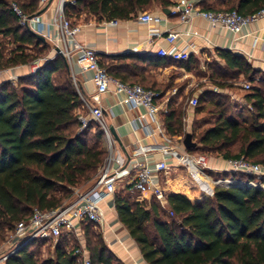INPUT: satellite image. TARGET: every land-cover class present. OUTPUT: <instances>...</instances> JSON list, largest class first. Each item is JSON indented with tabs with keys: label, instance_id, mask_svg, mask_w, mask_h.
I'll return each mask as SVG.
<instances>
[{
	"label": "trees",
	"instance_id": "trees-1",
	"mask_svg": "<svg viewBox=\"0 0 264 264\" xmlns=\"http://www.w3.org/2000/svg\"><path fill=\"white\" fill-rule=\"evenodd\" d=\"M71 1L73 4L64 5L63 16L74 26L82 15L98 23L127 21L153 7L165 10L174 3ZM13 2L27 18L42 10L38 0H0V38L10 39L13 45L7 53L0 47V70L28 66L46 58L51 50L47 42H40L28 28L20 26L11 9ZM198 6L204 11H235L248 16L264 9V0H202ZM215 54L223 67H209V80L222 91L233 88L240 77L247 80L249 90L243 99L251 108V121L239 122L228 115L227 99L221 93L199 95L194 113L198 115L205 106L212 105L210 114L215 121L200 132H188L195 147L186 151L224 161L243 158L264 168V81L256 78L264 75L241 56L226 50H215ZM98 57L100 66L113 79L158 91L150 87L146 73L148 67L160 64L150 57ZM178 66L191 73L199 68V62L190 56ZM256 80L258 85L254 84ZM173 99L162 116L163 126L168 136L184 138L185 114L180 106L173 107ZM82 105L67 62L60 55L44 62L35 73L18 77L15 83L0 84V233L12 231L33 210L57 209L70 201L76 189L89 190L94 184L107 152L104 133L95 124L80 130L75 111ZM216 175L244 182L255 178L235 172ZM185 186L188 194H166L165 208L155 198L149 199V206L147 201L136 202L130 195L131 187L115 192L113 204L118 221L146 264H264V191L247 185L217 187L207 196L202 188L195 192L193 185ZM164 211L170 213L169 220L163 218ZM81 231L91 264H122L110 253L101 234L93 231L92 224H82ZM41 241L24 244L5 264H78L73 256L77 246L68 249L75 242L72 236H60L53 257L45 260H39L38 253L30 249Z\"/></svg>",
	"mask_w": 264,
	"mask_h": 264
},
{
	"label": "built area",
	"instance_id": "built-area-1",
	"mask_svg": "<svg viewBox=\"0 0 264 264\" xmlns=\"http://www.w3.org/2000/svg\"><path fill=\"white\" fill-rule=\"evenodd\" d=\"M38 1L42 6L49 0ZM201 1L176 0L167 8V14L163 11L159 13L145 12L138 16L137 21L146 26L150 24L165 25L170 18H174L180 25L189 26L193 19L199 18L207 22L210 28H224L237 37L248 26L257 23L259 20H264V9L253 15L243 16L235 11L201 10L198 6ZM66 3L73 4L71 0H59L57 15L47 24L39 21L37 16L27 18L16 5H12L11 9L19 19L20 26L42 35L51 42L54 46L55 55L62 56L67 64L73 62L74 53L79 54L76 63L83 72H91L93 74L91 82L95 87L97 96L111 93L122 97L118 102L120 105H126L129 108H142L144 113L138 117V122H131L132 129L137 131L140 123H144L142 127L146 135L148 137L158 136L160 143L154 146H139L132 152V156L135 158L142 157V161L133 159L130 169L126 168L124 163L119 162L114 154L115 140L104 123L102 108L99 105H90L80 95L82 106H85L88 110L87 115H77L80 130H84L91 123L99 125L104 133L103 139L109 155L99 170L94 184L88 191L84 193L74 191V198L64 203L61 207L50 211L35 209L27 220L16 223L11 236L15 245L9 253L0 258V264H5L10 255L28 242L46 239L56 241L62 235H72L78 241L79 246L73 253V256L77 258V263L91 264L89 254L83 243L81 225L103 226L104 214L101 204L113 198L120 176L129 175L130 171H134L131 190L138 193L139 196L155 198L163 206L166 205L165 198L167 193L162 183L177 168L184 169L190 178L211 195L214 188L240 184L264 191V168L243 158L227 160L226 164L229 171L241 173L245 176H253L258 178L259 181L244 182L233 178H212L209 174L211 170L207 156L188 153L182 144L183 137L175 139L166 134L162 116L168 112L170 99L161 92L145 89L140 85L126 84L110 77L100 66L96 51L77 41L76 36L80 33L81 28L78 25H72L69 20L64 18L63 7ZM104 23L106 26H116L118 21ZM50 31L57 32V36L52 37ZM183 35L194 36L196 33L190 30L182 32L165 30V32H160L159 29L154 28L149 30L148 42L152 43L155 38H163L170 47L169 49L160 48L156 55L160 58L169 57L177 61H186L190 57L188 49L178 50L175 46L178 38ZM51 59L46 57L34 61L32 73H35L44 62ZM243 88L244 90H249V84L243 85ZM96 104L98 103L96 102ZM197 104V97L191 98L188 102L191 109H194ZM148 121L149 123H147ZM185 123L186 118H183V124ZM153 152L159 153L161 159L150 164L147 155Z\"/></svg>",
	"mask_w": 264,
	"mask_h": 264
},
{
	"label": "crops",
	"instance_id": "crops-1",
	"mask_svg": "<svg viewBox=\"0 0 264 264\" xmlns=\"http://www.w3.org/2000/svg\"><path fill=\"white\" fill-rule=\"evenodd\" d=\"M174 1L176 0H173V2ZM48 2L41 6L44 11L37 16L39 21L44 24L49 23L57 15L59 6V0H53L50 4ZM152 9H159L156 10V13L163 11L157 7H153ZM139 15L140 14H138V16ZM138 16L132 20L118 21L116 26H106L104 22L98 23L92 17L86 21H81L80 17L79 20H76V24L80 26L81 31L76 36V39L79 43L95 50L98 55L116 56L122 54H136L150 57L151 60L158 62L160 65L148 67L146 75L149 78L150 87L153 86L158 89L162 87L166 89L170 86L168 84L174 79L173 70L178 71L175 75L176 81L188 79L189 73L178 66L180 61L173 60L169 57L158 58L156 52L160 48L169 49L170 46L163 38H155L152 43L148 42L149 30L154 28L159 29L160 32H165V30H177L180 32L190 30L191 32H195L196 35L194 36H180L175 46L178 50L187 48L190 56H193L199 63L204 54H215V50H226L234 55L243 57L255 71L264 75V20H259L257 23L248 26L247 29L235 37L224 28H210L207 22L199 18L193 19L189 26L180 25L174 18H170L165 25L150 24L146 26L137 21ZM50 33L52 37L57 36V32L50 31ZM46 42L51 48L49 58H54V46L47 39ZM78 56V53H74L73 62L67 64L74 86L78 94L81 95L85 101L90 103V105H99L102 108L104 123L109 128L110 133L112 130L119 140L118 143L114 139V154L119 162L124 163L126 168L130 169L133 159L142 161V157H133L132 152L139 146L157 145L160 143V138L158 136L148 137L142 127L144 123H140V127L137 131L132 129L131 122H138V117L144 113L142 108H129L126 105H120L118 102L122 97L115 96L111 93L97 96L95 87L91 82L93 74L81 70L76 63ZM26 68L27 66H20L12 69L11 72H14L17 77L30 75L31 71L28 70L27 72ZM95 101L98 104H96ZM191 111H193V109H191ZM190 114L184 116V118H186L184 132L187 133L190 132L193 127L192 119L194 113L191 112ZM147 123H149V121ZM180 137L174 138L179 139ZM147 156L150 164L161 159V155L157 152H153ZM209 166L210 170L213 172H230L226 161L221 158H210ZM178 171L183 173V177H186L184 169H174L172 174ZM133 180L134 171H130L129 175H121L117 184H120L122 188L125 189L131 187ZM163 185L162 183V186ZM130 191L133 192L131 188ZM183 192L188 194L189 190L184 187ZM150 198L149 196H140L135 201H147L149 206ZM101 206L104 214V223L103 226L97 228L101 230L104 244L110 253L119 259L122 264H146L141 257L137 245L118 221L114 209L113 198L104 201ZM165 206L162 205L164 208ZM72 237L74 238V236ZM82 239L84 243V237ZM74 240L77 241L76 238H74Z\"/></svg>",
	"mask_w": 264,
	"mask_h": 264
},
{
	"label": "rangeland",
	"instance_id": "rangeland-1",
	"mask_svg": "<svg viewBox=\"0 0 264 264\" xmlns=\"http://www.w3.org/2000/svg\"><path fill=\"white\" fill-rule=\"evenodd\" d=\"M12 5H17V4L15 2H13ZM151 10H153V9H151ZM151 10H148L146 12L156 13L157 12L156 10H159V9H156V10L154 9L153 11H151ZM89 18L90 17H86V16L82 15L81 21H86ZM0 47L3 48L5 50V52L7 53L8 50L13 48L12 41L10 39H7V38H5V39L0 38ZM50 52H51V50H50ZM50 52H49L47 57H49ZM33 63L34 62H32L26 68L27 72H28V70L31 71V74L33 72L32 71V67L34 65ZM209 67H212V68L215 67L216 69L218 67H220V68L223 67L222 62L217 59L216 54H204L201 62L199 63V68H197L196 70L189 73L188 79H182L180 81H176L175 75L177 74L178 71L173 70L174 79L171 80L170 84H168L170 86H168V88H166V89H163V87H162V88H159L158 91H156V90H154V91L161 92L162 94H165L166 97L169 99L174 97L173 104H172L173 107L176 108V107L180 106L182 108V111L184 112V114L186 116L189 115L191 112L194 113V110L191 111V109L189 108V105H188V102L191 98L197 97V96L202 95V94H206L208 92H212V94L214 93L213 95H215L217 93H221L227 99V101L225 100L226 106H229L228 110H227V114L236 118L239 122L249 123L251 121V108L245 104L244 99H243L244 95L247 92V90H244L243 85L248 84L249 82L247 80H245L243 77H240L239 79H237L235 81L236 85H234L233 88H231L229 90H223L222 91V90L218 89L217 87H215L212 84V82L209 80L210 73H211ZM11 71H12V69L0 70V84L3 82H12V83L16 82L18 77L14 74V72H11ZM24 76H26V75H24ZM256 78L264 81V77H262L261 75H257ZM257 81L258 80H256V82L254 83L255 85H258ZM212 111H213L212 105L208 104L207 106L204 107V111L202 113H200L198 115H196L194 113L193 119H192L193 127L191 128V131L196 130V132H200L204 128L211 126L213 124V122L215 121V118L213 117V115L210 114V112H212ZM78 114L87 115L88 114L87 108L85 106L80 107L79 109H77L75 111V115H78ZM190 116H191V114H190ZM96 127L101 129V127L99 125H96ZM92 134H93V132L90 133V135L88 136L89 137L88 139H90L92 137ZM103 142H104V139H103ZM104 146H105V149L107 152V154H106V158H107L109 153H108L107 147L105 145V142H104ZM98 174H99V171H98L96 177L98 176ZM179 174H181V175H179ZM209 174L211 175L212 178H215L217 176L216 175L217 172L210 171ZM182 175H183V173L178 171V172L173 173V174L171 173L170 176H168L166 179H164L163 187L166 189L167 194L174 192V191H183L184 187L188 189V187H186L185 184H187V186L189 184V185H193L196 188L195 192L199 191L198 188H202V190L205 191V194L207 196H211V194H209L200 185L197 184V186H198L197 187L195 184V181H193V179L191 180V178L186 173H185L186 177H183ZM240 178L245 179V177H240ZM262 180H263V177H262ZM254 181H259V179L255 177ZM173 186H174V188H173ZM122 190H123L122 186L120 184H117L116 185V194L121 193ZM75 191L80 192V193H84V192L88 191V187H85V188L79 187V189H76ZM130 195L133 199H137L138 197H140L139 194L135 193V192H131ZM73 198H74V194H73L71 199H73ZM143 198H145V197H143ZM67 202H65V203H67ZM163 218L169 220L171 218L170 213L168 211H164ZM92 227H93V231L95 233H100L101 237H102L101 230L99 228H97V226H95V225H92ZM11 236H12V231H6L3 234L0 233V258L3 255L9 253L13 249L15 243H14V240ZM102 240H103V237H102ZM55 243L56 242L54 240L46 239L44 241L38 242V244H34L32 247H30V249L35 250L38 253L37 255H38L39 260H45V259H49V258L53 257V249H54ZM73 245L74 246L76 245L77 247L79 246L78 242L75 241L74 244L73 243L69 244L68 249L71 250Z\"/></svg>",
	"mask_w": 264,
	"mask_h": 264
},
{
	"label": "water",
	"instance_id": "water-1",
	"mask_svg": "<svg viewBox=\"0 0 264 264\" xmlns=\"http://www.w3.org/2000/svg\"><path fill=\"white\" fill-rule=\"evenodd\" d=\"M53 0H49V4L52 2ZM43 11H44V9L43 10H41L38 14H37V16H39L40 14H42L43 13ZM167 9H165V10H163V12L165 13V14H167ZM30 32L40 41V42H42V43H46V39L42 36V35H40V34H37V33H35V32H32L31 30H30ZM111 134L113 135V137H114V139L119 143V140H118V138H117V136H116V134L111 130ZM182 144H183V146H184V148L186 149V150H188V149H190V148H194L195 147V143H193L192 142V137H191V135L189 134V133H187L185 136H184V138H183V140H182ZM241 186H243L242 184H240ZM240 185H233V186H240Z\"/></svg>",
	"mask_w": 264,
	"mask_h": 264
}]
</instances>
